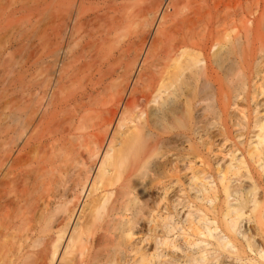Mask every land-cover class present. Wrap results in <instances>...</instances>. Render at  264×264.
I'll list each match as a JSON object with an SVG mask.
<instances>
[{"label":"bare ground","instance_id":"1","mask_svg":"<svg viewBox=\"0 0 264 264\" xmlns=\"http://www.w3.org/2000/svg\"><path fill=\"white\" fill-rule=\"evenodd\" d=\"M245 156H264V0H0V264H224L225 247L253 264L264 204L235 174ZM182 177L210 209L187 208L177 245L178 222L171 244L150 216L172 245L154 256L149 210Z\"/></svg>","mask_w":264,"mask_h":264},{"label":"rangeland","instance_id":"2","mask_svg":"<svg viewBox=\"0 0 264 264\" xmlns=\"http://www.w3.org/2000/svg\"><path fill=\"white\" fill-rule=\"evenodd\" d=\"M242 140H244V141H243L244 144H240V145H239V144H235L236 147H234V149H235V148H238V149L241 148V149H243V146H244V147L247 146V140H246V136H245V135L242 137ZM227 145H229V143H228ZM227 145H226V146H227ZM186 146H187V145H186ZM193 146H194V145H192V147H193ZM160 147H163L164 149H163V148H159V146H158V149H157L158 151H156V152L160 153V154H158V153L156 154L157 156H159V157L156 156V158H158V159L154 158V159H156V160H155V163H154V164H153V162H151L152 164L150 163L152 166L149 164L150 173H152L153 176H154L153 178L150 179V180H151V184H152V183L155 184V182L158 180V178L160 177L159 175H161L160 172H163L161 166H163V164H164L163 162H167V160H168V157H166V156L169 155V152H167V150H170V149H166V147H165V146H162V145H160ZM184 147H185V146H184ZM187 148H189V147L187 146V147L185 148L186 151H187ZM190 148H191V147H190ZM161 149H162V151H161ZM165 150H166V151H165ZM188 150H189V149H188ZM156 152H155V153H156ZM161 152H164V153H161ZM165 152H167L168 155L165 154ZM155 153H153V154H155ZM239 153H240V152L237 150L236 152H234V153H232V154H236V156H237V155H239ZM164 154H165L166 156H164ZM160 155H162L163 157L160 156ZM153 157H154V156H153ZM160 157H162L161 159H163V160H161ZM263 157H264V156H263ZM263 157L261 158V159H263V160H261V159L259 160L260 163H257V162L255 161L254 163L251 164L252 161H251L248 157L245 156L244 158H247V159H244L243 170L241 171V169H239L238 172L235 173V174L237 175V178H238L239 182H240V180H241L240 185H241L242 188H243V192H244V191L248 192L252 187L254 188V186H255L256 188L258 187V189H259L258 191H259V192H258L257 190H255V191L258 192V193L256 192V195H255V193H254V192H255L254 190H253V192H251V190H250L251 193H249V195L253 193V194H252L253 196L250 195V197H251V196H252V197L255 196L256 200H257V198H260L259 200L262 199L261 202L264 204V190H263V189H264V158H263ZM154 159H153L152 161H154ZM248 160H249V161H248ZM262 161H263V162H262ZM245 162H246V163H245ZM256 163H257V164H256ZM250 164H251V165H250ZM253 164H255V165L253 166ZM260 164H261V165H260ZM247 166H249V167H247ZM251 166H252L253 168H252ZM260 167H262V168H260ZM257 168H260V169H257ZM159 169H161V170H159ZM244 169H245V170L247 169L246 172L249 171L250 173L248 172V174H249V175L251 174L250 176H252V177H251L252 179L249 178V179H251V180L248 181V182H245V179H246V178H245L244 176H247V178H248L249 175L246 174V173H242V172L245 171ZM255 169H256V170H255ZM151 170H153L154 172L151 171ZM252 170H253V171H252ZM254 170H255L256 172H255ZM240 171H241V172H240ZM155 172H156V173H155ZM256 173H257V175H256ZM154 174H157V175H154ZM163 174H164V172H163ZM235 174H231V173H230V174H228L229 176L226 175V177H227V176H228V177L226 178L227 181L225 180L224 183H226V184L228 185L229 182L231 183V181H229V180H234V181H236L237 178H236V175H235ZM238 174H239V175H238ZM241 174H242L243 176H242ZM252 174H253V175H252ZM233 175H234V176H233ZM255 175H256V176H255ZM155 176H156L157 179H156L155 182H152V179H154ZM161 176H162V175H161ZM230 176H232V177H230ZM239 176H241V178H239ZM250 176H249V177H250ZM184 177H185V176H184ZM229 177H230V179H228ZM255 177H256V178H255ZM185 178H186V177H185ZM231 178H232V179H231ZM235 178H236V179H235ZM243 178H245V179H243ZM253 178H254V179H253ZM182 179H183L182 184H181V181H180V184L178 183V185H180V187L176 184L177 187H178L180 190H179L177 187H175V185H174L175 183H174V184L171 183V185H170V184H167V188H166V190H165V191L168 190V191H167V194H164V193H165V192H164V193L161 195V196L164 195L163 198H161V197L159 196L158 199H157L158 201H159L160 199H162V202H161V200H160V201H159V202H161L160 204H159V203H155L156 205L159 204L158 208H157V209H153V211H152V209L149 210V213L151 212V214L149 215V221L151 220V219H150V218H151L150 216H152V217L156 216V217H154V218H157V217L159 218V219H157V220L155 219V220H156L157 222L161 223V225H160L161 227L163 226L162 224H164L165 222L167 223V226H169V225H170L169 223L172 222V223H171L172 226H171V225H170V226H171V228L173 227V229H172L171 232H169V235H171L170 233L174 232V230H175V228H176V227H174L173 224H176L177 222H178V223L180 222V224H181V221L183 220L182 217H184V214H185L186 216L189 215V214L186 212V211H191V209L188 210L189 207H191V208H195V207L198 208V206H199V204H200L201 206H199L198 209H199V212H201V213H203V214L206 213V212L203 211V210H206L205 208H207L208 211H209V209H210V208H209L210 205L208 206V204H207L205 201H204V202H205V204H204L203 201H202L203 203H201V202H200L201 200H199L198 198H196L197 195H194V196H196V197L194 198L193 196H191L193 193H192V194H189L190 192H188V189L193 190V192H195L194 190H196V189L191 188L193 185H192L190 182H187V181H189V180L184 179L183 177H182ZM182 179H180V180H182ZM249 179H248V180H249ZM154 180H155V179H154ZM159 180H160V179H159ZM185 180H187V181H185ZM238 180H237L236 182H234V181L232 182V184H234V183H238L236 189H240V188H241V186L239 185ZM246 180H247V179H246ZM253 180H255V181H254L255 184H254V182H251V181H253ZM186 182H187V183H186ZM249 182H250V183H249ZM156 183H157V182H156ZM184 183H186V184H185V185H187L186 187H184V186H185ZM241 183H246L248 186H247L246 184H243V185H242ZM252 183H253V184H252ZM168 185H169V186H168ZM172 185H174V186H172ZM190 185H192V186L190 187ZM217 185H220V184L217 183ZM244 185L246 186V189H248V187H249V188L251 187V188L248 189V191H247V190H245V188L243 187ZM253 185H254V186H253ZM256 185H257V186H256ZM170 186H171V187H170ZM181 186H182V188L184 187V190L181 189ZM228 186H229V185H228ZM235 186H236V184H235ZM238 186H239L240 188H239ZM187 187H190V188H187ZM216 187H217V186H216ZM233 187H234V186H231V187L229 186V190H230V191H231V190H232V191L235 190V187H234V188H233ZM168 188H169V189H168ZM175 188H177L180 192H184V191H185V193L187 192L189 195H186L187 193H186V194H184V193L182 194V193H181L182 195H185V196H184L185 199H183V198H181L182 196L179 195L180 192H178L179 194H177V191H176V193H175V190H174ZM186 188H187V189H186ZM218 188L221 189V192H220V189H218ZM218 188H217V191H218V190H219V191L217 192V198H220V200H221V199L223 200V195L220 194V193L223 194V192H222L223 189H222V187H220V186H218ZM242 188H241V189H242ZM185 189H186V190H185ZM254 189H255V188H254ZM191 192H192V191H191ZM246 192H244V195H245V196L247 195V196L249 197V195H248ZM173 193H174V194H173ZM196 193H197V192H195L194 194H196ZM175 194H176V195H175ZM261 194H262V196H261ZM173 195H174V196H173ZM177 195H178V196H177ZM220 195H221V196H220ZM171 196H173V197H171ZM179 196H180V197H179ZM188 196H189V197H188ZM190 196H191L192 198H191ZM176 197H177V199L179 198L178 201H182V199H183V200H186V197L189 198V200H188V199L186 200V203H187V204H185V201H184V202L182 201L183 204L186 205V206L184 205V207H183L184 209L182 210V209L179 208V209L181 210V212L183 211V213L181 214V215H183V216H181V215L179 214L180 211H178V210H179L178 207H181V206H182V203L179 204L178 201L175 202V201H176ZM174 198H175V200H174ZM231 198H232V197H230V199H231ZM163 199H164V200H163ZM172 199H173L174 202L177 204V205H173V204H172L173 207L175 206V207L177 208L176 213L174 212L175 210H174V208H173L172 206L169 207L171 202L174 203L173 201H171ZM191 199H192V200H191ZM194 199H196V200H194ZM197 199H198L199 201H198ZM250 199H251V198H250ZM157 200H156V202H158ZM218 200H219V199H218ZM220 200L217 201V199H216V201H217V202H215V204H217V205H215V206H216V209H215L214 211H211V210H210V212L212 213V215H211V214H210V215H211V217L213 216V214L216 215L215 217H217V218H216V222H217V225H218L217 227L219 228V229H218V228H217V229H218L219 231H221V233H223V231H222V230H223L222 225L220 226V224L218 223V220H217V219L220 217V213H218V212H220V209H219L218 207L221 206V205H219V204H221V203H220V202H221ZM190 201H191V203H192V201H193V204H192V205L190 204ZM194 201H195V202L198 201V202H200V203L196 202L197 204L195 205V202H194ZM257 201H258V200H257ZM188 202H189V203H188ZM218 202H219V203H218ZM262 203H261V206L263 205ZM188 204H190V206H189ZM162 205H163V206H162ZM167 205H168V206H167ZM178 205H179V206H178ZM194 205H195V206H194ZM206 205H207V206H206ZM177 206H178V207H177ZM193 206H194V207H193ZM204 207H205V208H204ZM263 207H264V205H263ZM152 208H155V207H152ZM165 208L168 209L169 211H168V210L166 211ZM170 208H171V209H170ZM181 208H182V207H181ZM187 208H188V209H187ZM201 208H202V209H201ZM164 209H165V210H164ZM195 210H196V211H195ZM195 210H194V211H195L194 214H196V212H198L197 209H195ZM172 211H173V212H172ZM208 211H207V214L209 213ZM215 211H217V212H215ZM165 212H166V213H165ZM167 212H168V213H167ZM171 212H172V213H171ZM191 212H192V215H191ZM191 212H190V215H189L190 217L194 215V214H193V210H192ZM199 212H198V213H199ZM213 212H214V213H213ZM162 213H163V214H162ZM177 213L179 214V216H181L182 219H180L179 216H177ZM249 213H250V212L248 211L247 214H249ZM157 214H159V216H160L161 218H160L159 216H157ZM161 214H162V215H161ZM165 214L168 215V216H170V217H171V215H172V217H173V216L176 214L174 217L177 216L176 218H178V219H177L178 221H177V220L175 221L176 218H174V217H173L174 219L171 218V220H170V219H169V220H168V219L165 220V219L168 217V216H166ZM173 214H174V215H173ZM187 214H188V215H187ZM207 214H206V217L208 216L207 218H211L210 215H209V214L207 215ZM218 214H219V215H218ZM250 214H251V213H250ZM163 215L166 216V218H165ZM189 216L187 217L188 220H190V219H191V220L194 219V216L191 217V218H190ZM162 217H163L164 219H163ZM170 217H168V218H170ZM154 218H153V219H154ZM184 218H185V217H184ZM187 218H185V219L183 220V222H182L183 224L179 225V224L177 223L178 225L176 224L175 226H179V229L181 228V229H180V232H182V231L185 230V231H184L185 234L187 233V236L189 237V235L191 236V232H190L191 229H190V230H187V229H189V228L186 227V226H187ZM153 219H152V220H153ZM161 219H162V220H161ZM172 219H173L174 221H173ZM163 220H164L165 222H164ZM179 220H181V221H179ZM185 220H186V223H185L186 226L184 225ZM191 220H190V221H191ZM250 220H251V219H250ZM250 220H245V221L248 223V221H250ZM153 221H154V220H153ZM156 221H154L155 223H154V222L152 223V222L150 221L152 224L149 222V247H150V246L152 247V248H151V247L149 248V251H150V252H151V250H152V251L154 250V246H155V244L160 242L159 240L161 239V237H164V239L166 238V239L168 240V237L164 236V235H165V233H164V229H163V231H161V230H160L161 228H160V226H159V223H157ZM161 221L164 222V223H162ZM190 221H189L188 223H190ZM174 222H176V223H174ZM246 222H244L243 224H245ZM156 223H157V224H156ZM193 223H194V220H193ZM153 224H155L156 226H155V225L153 226ZM191 224H192V222H191ZM191 224H189V225L191 226ZM250 224H252V225H250ZM157 225H158V227H157ZM189 225H188V227H189ZM170 226H169V227H170ZM192 226H194V225H192ZM243 226H244V227H242V230H243V231L245 230V232H244L245 235H246V234H249V233L251 232L252 229H253L254 232L257 231V229L254 230L255 224H253V221H252V220H251V223L249 222L248 225L245 224V225H243ZM246 226H247L248 228H249V227H250V228L252 227L251 230H248V229H247V232L249 231L248 233L246 232V229H245V228H247ZM155 227H157V228H155ZM195 227H196V224H195ZM195 227H194V228H195ZM220 227H221V228H220ZM153 228H154V231H153ZM162 228H163V227H162ZM182 228H184V230H183ZM250 228H249V229H250ZM155 229H156V230H155ZM186 230H187V231H186ZM218 230H217V231H218ZM158 231H159V232H158ZM160 231H161V232H160ZM175 231H177V232L172 233V235L174 236V235L176 234V235H175L176 237H173V236L171 235V236H169V237H170L169 239H171L172 237H173V238H176V239H177V238L180 239L179 237L181 236V234H182L183 237L186 236L183 232H182V233H178L179 230H177V228H176ZM253 231L251 232L252 235L250 234V235H248V236L246 235V236H247V237H250V236H251V237H252V236H253V237H254V236L256 237V235L258 234V232H256V235H255V234L253 235V233H254ZM162 232H163V233H162ZM156 233H157V234H156ZM159 233H160V234H159ZM188 233H190V234L188 235ZM158 234H159V235L162 234L163 236L160 237V236H158ZM179 234H180V236H179ZM259 234L262 236V234L264 235V232H262V233L259 232ZM156 235H157V236H156ZM166 235H167V234H166ZM167 236H168V235H167ZM178 236H179V237H178ZM182 236H181V238H182L181 240H183V241H181V240H176V239H174L175 241H173V238H172V239H171V244H172V241H173V244H172V245H174V244L176 243V241H178V242L180 241V244H182V243L184 242V239H185V240H188V239H192V238H193V237H192V238H191V237H190V238H188V237H184V239H183ZM225 236L228 238V241H229V239H230V241L233 242L232 244H233L234 246H236L237 248H240V249L243 248V249H242V250H243L242 252L245 253V252L247 251L248 248H246V244H245L244 240L242 241V239L240 240V239H238V238L234 239V237H232V239H233V240H232V239H231V236H229V234H226V233H225ZM257 236H258V237H256V239H255V243H256V244L254 243V239H253V241H250V242L254 243L255 245L260 244V243H261V240L259 241L260 243H259L258 240H257V238L260 239V236H259V235H257ZM157 237H159L160 239L157 238ZM251 237H250V238H251ZM153 238L155 239V241L153 240ZM156 238H157V239H156ZM158 239H159V240H158ZM162 239H163V238H162ZM164 239H163V240H164ZM166 239H165V240H166ZM237 239H238V240H237ZM251 239H252V238H251ZM251 239H250V240H251ZM261 239L263 240L262 242H263V244H264V236H262ZM156 240H157V242H156ZM163 240H162V241H163ZM208 240L212 242L211 239H208ZM234 240H235L236 242H235ZM230 241H229V243H230ZM237 241H238V242H237ZM153 242H154V244H153ZM168 242H169V241H168ZM235 243H236V244L238 243V245H239L240 247H238V245H236ZM243 243H244V244H243ZM159 244H160V246H164V245H161V243H159ZM167 244H168V245H166V244H165V245H166V246H170V247H172V245H170V243H167ZM240 244H241V245H240ZM263 244L261 243L262 246H263ZM153 245H154V246H153ZM176 245H177V243H176ZM166 246H164L163 248H160L159 246H157V247H158V248H157V247L155 246V247H156V250H158V251L160 250V251H159V252H158V251H157V252L154 251V253H153V252H151V253L155 254L154 256H156L157 253H158V254H159V253L161 254V251H163L164 248H167ZM243 246H244V247H243ZM258 246H260V245H258ZM170 247H169V249H168V252H167L166 249H165V251H166L168 254L170 253L169 250L171 251ZM236 247H235V248H236ZM260 247H261V246H260ZM260 247H259V248H260ZM263 247H264V246H263ZM219 249H222V248H219ZM225 249L229 251V247H228V248L225 247ZM260 249H262V251L264 250V248H260ZM223 250H224V248H223L222 250H220V252H219V253H221L220 256L223 255V256H221L222 258H223V257H227V258H229V260H231V259L233 258L231 255H237V254H238V253L235 254L234 251H233V252L231 251V254H229V255H230V256H229V255H228V251L224 250V252H221V251H223ZM244 250H245V251H244ZM166 252H162V254L165 255V254H167ZM226 252H227V256H226ZM237 252H238V251H237ZM164 253H165V254H164ZM229 253H230V251H229ZM246 253H247L246 256L242 253L244 257L247 258L248 255H249L250 258H249V257H248V258H249V259H252L253 262L255 261L254 263H256V264H259V263H260V264H264V251H263V255H262V256L256 255L255 252H252L251 254H249V253H250L249 250H248ZM253 255H254V256H253ZM251 256H252V257H251ZM221 257H220V258H221ZM257 257H258V258L260 257L259 259H261L263 262H262L261 260H259ZM164 258H167V257H163V259H164ZM227 258H223V259H221V260H223L224 264H238V262H239V261H236L237 263H235V262H233V260H232L233 263H232V262H228L229 260H228ZM227 260H228V261H227ZM226 261H227V262H226ZM244 261H245V260H244ZM244 261H241L242 264H245ZM252 261H251V262H252ZM241 262H240V264H241ZM261 262H262V263H261ZM254 263H253V264H254Z\"/></svg>","mask_w":264,"mask_h":264}]
</instances>
